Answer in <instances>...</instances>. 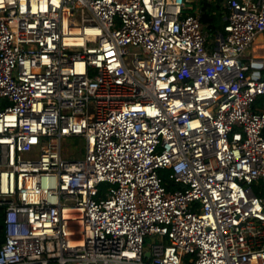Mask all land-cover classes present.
<instances>
[{"label":"built area","instance_id":"obj_1","mask_svg":"<svg viewBox=\"0 0 264 264\" xmlns=\"http://www.w3.org/2000/svg\"><path fill=\"white\" fill-rule=\"evenodd\" d=\"M191 3L0 0V264H264V0Z\"/></svg>","mask_w":264,"mask_h":264},{"label":"crops","instance_id":"obj_2","mask_svg":"<svg viewBox=\"0 0 264 264\" xmlns=\"http://www.w3.org/2000/svg\"><path fill=\"white\" fill-rule=\"evenodd\" d=\"M204 1H206V0H192V3H191V5L193 6L194 11H197V10H201L202 11V21H203L204 8H205V7H203ZM226 1L227 0H224L222 2V4L219 5V6L214 5L216 7V10L213 12V14L216 17V21L215 22H212L210 24L209 23L206 24V23L203 22L204 26L207 29H209L211 31H215V30H218V29H222L223 28L224 24L226 23V16H227ZM208 2L209 3L210 2L211 3H214L213 0H208ZM259 38L260 39H264V34L261 35V36H259L258 39ZM257 46L264 47V43H261V42L258 43L257 40H256L255 43H254V45H253V47H252L254 49V51H255V48H257ZM247 55L248 56L255 57V58H264V55H258V54L251 55V54H249V52H248Z\"/></svg>","mask_w":264,"mask_h":264},{"label":"trees","instance_id":"obj_3","mask_svg":"<svg viewBox=\"0 0 264 264\" xmlns=\"http://www.w3.org/2000/svg\"><path fill=\"white\" fill-rule=\"evenodd\" d=\"M205 3V1H204ZM209 3V2H208ZM209 5V4H208ZM208 10H206V7L204 9V15H203V22L206 24H210L212 22L216 21V17L214 16L213 12L216 10V7L211 4L209 5V8H207ZM260 103L262 102V99L259 100ZM168 171H163L161 172V175L164 178V184L168 187V189H172L173 188V184L172 181L168 178ZM4 210L2 208H0V251L6 241V226H5V222H4Z\"/></svg>","mask_w":264,"mask_h":264},{"label":"rangeland","instance_id":"obj_4","mask_svg":"<svg viewBox=\"0 0 264 264\" xmlns=\"http://www.w3.org/2000/svg\"><path fill=\"white\" fill-rule=\"evenodd\" d=\"M214 3H208V0L205 1V3H203V7H206V10H208L207 8H209V5L213 4V5H216V6H219L222 4V2L224 0H213ZM196 3V2H195ZM197 4V3H196ZM195 4V5H196ZM209 4V5H208ZM197 6V5H196ZM205 9V8H204ZM257 42L258 43H264V39H258L257 38ZM249 54L253 55V54H258V55H264V47H261V46H257V48H255V51L253 48H251L249 50ZM65 145L67 146H70V147H73V148H79V146L82 145V142L81 140H66L65 141Z\"/></svg>","mask_w":264,"mask_h":264},{"label":"water","instance_id":"obj_5","mask_svg":"<svg viewBox=\"0 0 264 264\" xmlns=\"http://www.w3.org/2000/svg\"><path fill=\"white\" fill-rule=\"evenodd\" d=\"M147 255H149V254H147Z\"/></svg>","mask_w":264,"mask_h":264}]
</instances>
